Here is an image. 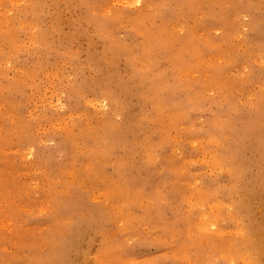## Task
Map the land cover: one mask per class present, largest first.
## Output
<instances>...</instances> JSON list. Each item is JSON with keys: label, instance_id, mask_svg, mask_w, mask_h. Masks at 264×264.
I'll return each mask as SVG.
<instances>
[{"label": "rangeland", "instance_id": "374dc122", "mask_svg": "<svg viewBox=\"0 0 264 264\" xmlns=\"http://www.w3.org/2000/svg\"><path fill=\"white\" fill-rule=\"evenodd\" d=\"M0 11V264H264V0Z\"/></svg>", "mask_w": 264, "mask_h": 264}, {"label": "bare ground", "instance_id": "6f19581e", "mask_svg": "<svg viewBox=\"0 0 264 264\" xmlns=\"http://www.w3.org/2000/svg\"><path fill=\"white\" fill-rule=\"evenodd\" d=\"M121 1V0H120ZM130 2V1H129ZM8 9V8H7ZM9 10V9H8ZM107 10V9H106ZM1 13H3L2 11H0V14ZM11 13V12H10ZM3 16V15H2ZM9 17V16H8ZM3 18V17H2ZM4 20H5V18H3ZM4 20H2L1 22H3ZM5 25V24H4ZM2 26V25H1ZM5 26H7V25H5ZM171 26V25H170ZM2 29V28H1ZM2 30H5L6 31V29H2ZM8 31H9V29H8ZM4 33V32H3ZM12 33V32H11ZM11 33H9V34H11ZM8 35V34H7ZM6 35V36H7ZM5 39H6V37H5ZM7 40V39H6ZM41 42V41H40ZM27 44V43H26ZM218 60V59H217ZM1 61V60H0ZM1 66V65H0ZM16 69V68H15ZM19 69V68H18ZM21 69V68H20ZM21 80V79H20ZM149 90V89H148ZM147 93V92H146ZM158 98H160V97H158ZM159 100V99H158ZM52 103V102H51ZM87 103V102H86ZM159 105V104H158ZM32 108V107H31ZM38 113V112H37ZM22 122V121H21ZM63 122V121H62ZM215 123H216V121H215ZM66 127V126H65ZM40 129V128H39ZM87 129V128H86ZM41 131H42V129H41ZM39 141V140H38ZM79 144V143H78ZM75 153V152H74ZM223 233V232H222Z\"/></svg>", "mask_w": 264, "mask_h": 264}, {"label": "snow or ice", "instance_id": "6c2138e0", "mask_svg": "<svg viewBox=\"0 0 264 264\" xmlns=\"http://www.w3.org/2000/svg\"><path fill=\"white\" fill-rule=\"evenodd\" d=\"M136 3L138 4L139 3V0H136Z\"/></svg>", "mask_w": 264, "mask_h": 264}]
</instances>
